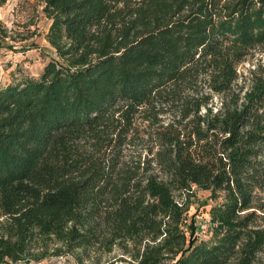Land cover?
<instances>
[{"label": "trees", "instance_id": "16d2710c", "mask_svg": "<svg viewBox=\"0 0 264 264\" xmlns=\"http://www.w3.org/2000/svg\"><path fill=\"white\" fill-rule=\"evenodd\" d=\"M36 1L54 57L0 86V264H264V0Z\"/></svg>", "mask_w": 264, "mask_h": 264}, {"label": "rangeland", "instance_id": "374dc122", "mask_svg": "<svg viewBox=\"0 0 264 264\" xmlns=\"http://www.w3.org/2000/svg\"><path fill=\"white\" fill-rule=\"evenodd\" d=\"M0 21L10 32L7 44L14 48L0 49V86L12 83L21 76H39L46 64L54 57V50L47 41L51 26L44 13V6L36 0H0ZM13 38V39H11ZM257 57L251 58L240 68L241 72L253 68ZM215 205L210 192L198 190L185 223L189 238L197 241L211 238L210 211ZM193 227V228H192ZM194 231V234L191 233ZM112 259L107 264H125ZM30 264H77L72 257H53L40 263Z\"/></svg>", "mask_w": 264, "mask_h": 264}]
</instances>
